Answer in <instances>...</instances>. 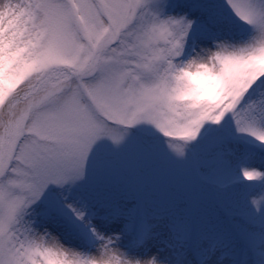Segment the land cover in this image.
Segmentation results:
<instances>
[{
	"label": "snow or ice",
	"instance_id": "obj_1",
	"mask_svg": "<svg viewBox=\"0 0 264 264\" xmlns=\"http://www.w3.org/2000/svg\"><path fill=\"white\" fill-rule=\"evenodd\" d=\"M0 264H264V0H0Z\"/></svg>",
	"mask_w": 264,
	"mask_h": 264
}]
</instances>
